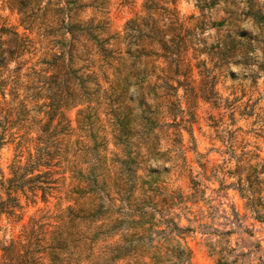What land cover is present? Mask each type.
<instances>
[{
	"label": "clouds",
	"instance_id": "9594fccd",
	"mask_svg": "<svg viewBox=\"0 0 264 264\" xmlns=\"http://www.w3.org/2000/svg\"><path fill=\"white\" fill-rule=\"evenodd\" d=\"M0 264H264V0H0Z\"/></svg>",
	"mask_w": 264,
	"mask_h": 264
}]
</instances>
